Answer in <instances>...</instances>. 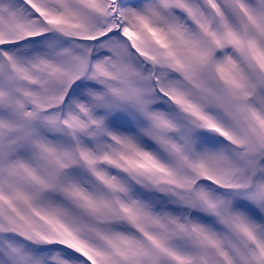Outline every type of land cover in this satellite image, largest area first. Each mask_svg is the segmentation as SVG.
Masks as SVG:
<instances>
[{"label": "snow or ice", "instance_id": "6c2138e0", "mask_svg": "<svg viewBox=\"0 0 264 264\" xmlns=\"http://www.w3.org/2000/svg\"><path fill=\"white\" fill-rule=\"evenodd\" d=\"M0 264H264V0H0Z\"/></svg>", "mask_w": 264, "mask_h": 264}]
</instances>
